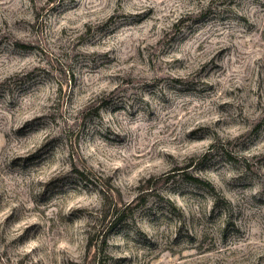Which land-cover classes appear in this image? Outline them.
<instances>
[{
    "label": "rangeland",
    "instance_id": "rangeland-1",
    "mask_svg": "<svg viewBox=\"0 0 264 264\" xmlns=\"http://www.w3.org/2000/svg\"><path fill=\"white\" fill-rule=\"evenodd\" d=\"M224 2L0 0V264H212L205 207L264 264V18Z\"/></svg>",
    "mask_w": 264,
    "mask_h": 264
},
{
    "label": "clouds",
    "instance_id": "clouds-1",
    "mask_svg": "<svg viewBox=\"0 0 264 264\" xmlns=\"http://www.w3.org/2000/svg\"><path fill=\"white\" fill-rule=\"evenodd\" d=\"M209 3V0H203L202 7L207 6ZM221 0H217V3L214 5V7L219 9ZM230 12L228 14L230 21H238L241 24V27L239 30L237 28L232 27V31L235 32L237 38H239L241 32L243 31V21L241 18L247 17L249 21H254L255 17H253V12L257 13L259 17L264 18V0H235L233 3L232 0H225L223 3V9H229ZM239 5V6H237ZM221 11H223L221 9ZM229 43V31H223V35L221 38V46H225ZM232 43H235V41H232ZM264 54V53H262ZM195 65L190 66L186 69V73H193L195 72ZM178 73H173V75H176ZM161 87H163L161 85ZM145 99H149L147 96H145ZM260 186L264 187V181H260ZM258 190V189H257ZM249 196L251 193L248 194ZM192 211L195 213V215L198 217V223L199 227L195 228V232L198 236L201 237V242L205 244V248L212 247L215 245L216 251L211 254L212 257V264H215L217 260L220 261V264H252V261L255 259V257H252V260L245 261L243 259V254H238L236 256H232L230 253L233 250L232 248L224 249L221 247V230L223 228L222 224H217L213 220L208 219V211L209 208L205 207L202 211L198 209H192ZM221 210L217 209V215H219ZM248 221L251 224H256L260 231L256 236H253L251 239L247 241L249 245H251V251L257 254L264 255V220H262L259 216L252 220L251 217H248ZM247 226V225H246ZM160 232L165 234L166 239L165 242H168L174 235H175V226L171 229H160ZM189 236H191V233H189ZM207 236V241H204V237ZM229 238L232 236V232L229 231L228 233ZM227 253V254H226ZM185 255H188V253H185ZM209 254L206 253L205 257H195L194 261L191 262V264H195L196 261H199L200 259H208Z\"/></svg>",
    "mask_w": 264,
    "mask_h": 264
},
{
    "label": "trees",
    "instance_id": "trees-1",
    "mask_svg": "<svg viewBox=\"0 0 264 264\" xmlns=\"http://www.w3.org/2000/svg\"><path fill=\"white\" fill-rule=\"evenodd\" d=\"M77 173H78V175H79V178H80V180H82V181H84V180H88V174H86V173H83V172H79V171H77ZM192 180H194L195 182H197V183H201L202 181L201 180H199V179H197V178H192ZM205 183V182H204ZM205 185L207 186V187H209V188H211L212 189V186L210 185V184H208V183H205ZM124 216H125V214H124V212H121V211H119L116 207L113 209H111V208H109L106 212H104V214H102L101 215V224L105 221V220H108L109 218H110V221H109V223H111V225H110V227L108 228V230H107V232H106V234L103 236V238H102V241H101V245H102V247L104 246V245H106L107 244V239H108V236H109V233L111 232V231H113L116 227H117V225H119L124 219ZM100 224V225H101ZM98 242H97V236L96 237H94V236H91L90 238H89V242H88V248L89 249H91V248H96L97 247V244ZM102 247L98 250V252H102L103 251V249H102ZM96 264H102V262H101V260L99 259L97 262H96Z\"/></svg>",
    "mask_w": 264,
    "mask_h": 264
}]
</instances>
